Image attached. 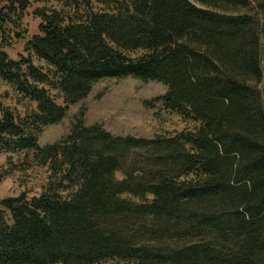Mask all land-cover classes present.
Masks as SVG:
<instances>
[{"label": "trees", "instance_id": "trees-1", "mask_svg": "<svg viewBox=\"0 0 264 264\" xmlns=\"http://www.w3.org/2000/svg\"><path fill=\"white\" fill-rule=\"evenodd\" d=\"M56 1L13 60L32 2L0 0V79L36 103L0 105V154L48 172L38 195L0 199V264H264V0ZM129 76L164 84L162 108L193 128L118 136L77 117L39 143Z\"/></svg>", "mask_w": 264, "mask_h": 264}, {"label": "rangeland", "instance_id": "rangeland-1", "mask_svg": "<svg viewBox=\"0 0 264 264\" xmlns=\"http://www.w3.org/2000/svg\"><path fill=\"white\" fill-rule=\"evenodd\" d=\"M193 1V0H191ZM31 6L23 13L21 30L26 39L15 47L6 48L8 56L18 60L27 56L24 46L27 39L38 33L40 19L34 15L38 6L56 5V0H31ZM34 65L45 64L32 58ZM166 91L160 82H143L134 77L107 79L96 84L82 102L69 107L66 117L58 124L46 126L39 137L40 144L53 143L69 132L77 117L85 124L101 123L106 130L118 136H136L153 138L158 135H171L185 128H193L192 122L184 121L178 114L162 108L157 98ZM57 103L63 100L59 93L50 90ZM0 105L9 106L17 113L24 115L36 108V103L23 98L7 82L0 79ZM28 152L0 154V199L16 197L25 193L33 197L41 192L48 175L47 169L31 161ZM121 178L120 172L116 173ZM100 264H129L118 259L106 260Z\"/></svg>", "mask_w": 264, "mask_h": 264}]
</instances>
